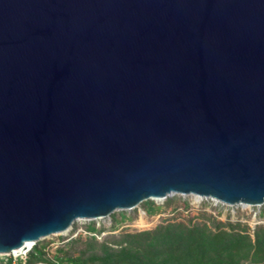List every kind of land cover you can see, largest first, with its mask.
<instances>
[{
    "label": "water",
    "instance_id": "water-1",
    "mask_svg": "<svg viewBox=\"0 0 264 264\" xmlns=\"http://www.w3.org/2000/svg\"><path fill=\"white\" fill-rule=\"evenodd\" d=\"M172 195L264 204V0H0V254Z\"/></svg>",
    "mask_w": 264,
    "mask_h": 264
},
{
    "label": "trees",
    "instance_id": "trees-1",
    "mask_svg": "<svg viewBox=\"0 0 264 264\" xmlns=\"http://www.w3.org/2000/svg\"><path fill=\"white\" fill-rule=\"evenodd\" d=\"M197 217L167 218L152 228L99 241L86 236L75 255L58 247L50 259L42 246L33 245L23 260L8 257L0 264H264V224L249 231L245 224L222 223L204 212ZM86 230L98 234L101 228L88 224ZM77 241L70 238L64 246Z\"/></svg>",
    "mask_w": 264,
    "mask_h": 264
},
{
    "label": "rangeland",
    "instance_id": "rangeland-1",
    "mask_svg": "<svg viewBox=\"0 0 264 264\" xmlns=\"http://www.w3.org/2000/svg\"><path fill=\"white\" fill-rule=\"evenodd\" d=\"M141 211H143V220L145 222V225L142 227L136 224ZM201 212H204V216L210 215L222 223L240 222V224H245L249 228V231L255 225L264 224V204L247 207L240 205L226 206L214 203L210 199L196 200L190 196L172 195L161 201L145 200L132 209L114 211L104 218L90 221L76 220L72 223L69 232L66 234L49 235L38 240L33 245L42 246L46 253L45 256L50 259L58 247H64L67 254L75 255L82 246L80 242L86 236L94 235L96 240L99 241L103 238H108L111 234H118L123 231H138L152 228L167 218L178 220L191 217L194 220L195 218H199L197 216ZM88 224H92L96 229L101 228V231L98 234L87 232L86 226ZM77 237L79 241L72 245L64 246L70 238ZM21 256L24 258V255ZM8 257L19 258V254L15 255V257H13V254L0 255V259L3 261Z\"/></svg>",
    "mask_w": 264,
    "mask_h": 264
},
{
    "label": "bare ground",
    "instance_id": "bare-ground-1",
    "mask_svg": "<svg viewBox=\"0 0 264 264\" xmlns=\"http://www.w3.org/2000/svg\"><path fill=\"white\" fill-rule=\"evenodd\" d=\"M190 197H193L194 199L199 200V198L196 197V196H192V195H191ZM152 200H154V201H161V200H163V199L153 198ZM243 207H247V206H243ZM143 216H144V215H143V211H141L140 214H139V219L136 221V224H137L138 226H140V227H142V226L145 225V222H144V220H143ZM137 225H136V226H137ZM67 232H69V228H68L67 230H64L63 232H61V233H59V234H66ZM53 235H55V234H53ZM26 246H29V244L27 243ZM18 250H19V251L15 252V253H12V252L10 251L9 254L16 255V254H19V253L23 252L22 249H20V248H18Z\"/></svg>",
    "mask_w": 264,
    "mask_h": 264
},
{
    "label": "built area",
    "instance_id": "built-area-1",
    "mask_svg": "<svg viewBox=\"0 0 264 264\" xmlns=\"http://www.w3.org/2000/svg\"><path fill=\"white\" fill-rule=\"evenodd\" d=\"M0 255H2V254H0ZM7 255H8V254H7ZM16 255H18V254H16ZM21 255H25V252H21V253H19V259L23 260V257H22ZM13 257H15V255H13ZM16 258H18V257H16ZM16 258H11V260L13 261V260H15ZM36 264H41V263H36ZM42 264H44V263H42Z\"/></svg>",
    "mask_w": 264,
    "mask_h": 264
}]
</instances>
